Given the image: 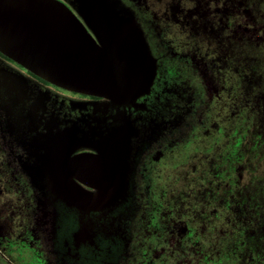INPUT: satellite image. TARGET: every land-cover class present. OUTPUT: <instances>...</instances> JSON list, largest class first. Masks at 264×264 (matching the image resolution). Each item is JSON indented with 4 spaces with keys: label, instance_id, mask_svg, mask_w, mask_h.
Segmentation results:
<instances>
[{
    "label": "flooded vegetation",
    "instance_id": "af4514ba",
    "mask_svg": "<svg viewBox=\"0 0 264 264\" xmlns=\"http://www.w3.org/2000/svg\"><path fill=\"white\" fill-rule=\"evenodd\" d=\"M123 2L156 61L131 104L0 49V248L32 264H264V0ZM96 158L124 190L78 207L63 190L93 191L78 167Z\"/></svg>",
    "mask_w": 264,
    "mask_h": 264
},
{
    "label": "water",
    "instance_id": "95a60500",
    "mask_svg": "<svg viewBox=\"0 0 264 264\" xmlns=\"http://www.w3.org/2000/svg\"><path fill=\"white\" fill-rule=\"evenodd\" d=\"M0 49L46 81L116 105L147 93L156 74L144 32L123 0H0ZM107 160L78 167L94 190L67 183L63 193L72 203L94 209L118 201L125 176Z\"/></svg>",
    "mask_w": 264,
    "mask_h": 264
},
{
    "label": "rangeland",
    "instance_id": "374dc122",
    "mask_svg": "<svg viewBox=\"0 0 264 264\" xmlns=\"http://www.w3.org/2000/svg\"><path fill=\"white\" fill-rule=\"evenodd\" d=\"M188 129V130H187ZM187 134H191V127L186 128ZM4 216H2L1 223L4 225ZM30 252L28 251H4L0 248V264H32L30 260Z\"/></svg>",
    "mask_w": 264,
    "mask_h": 264
}]
</instances>
